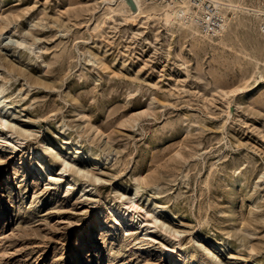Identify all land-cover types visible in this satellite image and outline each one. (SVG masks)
<instances>
[{"label":"rangeland","instance_id":"1","mask_svg":"<svg viewBox=\"0 0 264 264\" xmlns=\"http://www.w3.org/2000/svg\"><path fill=\"white\" fill-rule=\"evenodd\" d=\"M220 1L0 0V264H264V0Z\"/></svg>","mask_w":264,"mask_h":264},{"label":"built area","instance_id":"2","mask_svg":"<svg viewBox=\"0 0 264 264\" xmlns=\"http://www.w3.org/2000/svg\"><path fill=\"white\" fill-rule=\"evenodd\" d=\"M157 2H176L186 4L191 8L189 17L195 27L204 35L215 36L223 32L228 26V18L224 5L218 0H153ZM264 32V14L260 22Z\"/></svg>","mask_w":264,"mask_h":264},{"label":"bare ground","instance_id":"3","mask_svg":"<svg viewBox=\"0 0 264 264\" xmlns=\"http://www.w3.org/2000/svg\"><path fill=\"white\" fill-rule=\"evenodd\" d=\"M126 4L129 5L130 7V3L128 2V0H123ZM220 1V0H218ZM136 2V6H137V10L136 12H138V14L144 13V8L140 2V0H135ZM223 5H225L222 1H220ZM229 6L232 7H237L236 4H232V3H228ZM132 9V8H131ZM164 14L166 16V20L167 22H176V17H179L183 22L186 20L188 22H190L189 17L191 16V8L186 5V4H181V3H176V2H167V4L164 7ZM112 17V16H111ZM110 17V18H111ZM192 25H194L191 22ZM195 27V25H194ZM263 32V30H262ZM264 33V32H263ZM221 35V34H219ZM207 37H211V36H207ZM80 153V152H78ZM67 165H69L68 162H66ZM79 171H84L83 169L79 168ZM178 232V231H176Z\"/></svg>","mask_w":264,"mask_h":264}]
</instances>
